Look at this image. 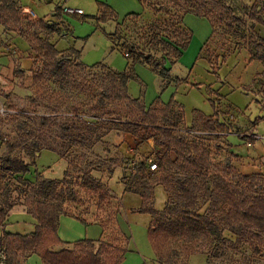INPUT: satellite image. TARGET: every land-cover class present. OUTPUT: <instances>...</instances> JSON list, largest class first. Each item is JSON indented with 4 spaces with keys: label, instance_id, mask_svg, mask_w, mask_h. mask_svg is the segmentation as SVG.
<instances>
[{
    "label": "rangeland",
    "instance_id": "rangeland-1",
    "mask_svg": "<svg viewBox=\"0 0 264 264\" xmlns=\"http://www.w3.org/2000/svg\"><path fill=\"white\" fill-rule=\"evenodd\" d=\"M102 1L113 5L118 17H110L106 21L92 17L97 12L98 0H68L69 6L82 8L84 15H69L73 30L70 23L65 22L61 28L65 37L58 34L62 40L59 43L55 40L57 34L49 35L55 44L58 43L60 49L73 44L82 49L81 58L87 66L85 69L73 70L78 76L77 81L54 77L44 71L40 73L44 57L34 48L38 42L36 35L45 33L37 30L33 21L40 16L47 19L55 17L50 14L51 9L56 5L61 6L64 0L36 3L31 0H17L21 20L15 23L14 29H5L0 24V105L7 108L11 105L16 111L9 115L0 114V131L5 139L20 141L15 154L26 158L30 163L33 160L30 150L37 151L40 146L54 149H46L41 153L42 148L37 154L36 165H31L28 173L16 175L9 170L4 172L12 188L22 184L19 178L23 175L31 180H35L40 173L50 177L66 176L70 183L58 187L63 188L61 193L64 198L59 195L56 197L63 200V206L68 213L86 221L106 223V233L96 245L102 249V256L109 264L110 259L121 257V252L115 247L126 246L128 241V237L118 226V213L120 224L130 237L124 264H164L157 260L155 249L148 237V227L153 216L148 212L135 210L143 202L140 195L142 187L131 180L138 162L144 160L147 167L145 177L154 189L152 205L159 210L163 209L172 193L166 189L170 182H164L163 177H169L171 172L165 167L160 169L158 165L153 170L147 166L149 158L158 163L162 145L147 137L144 129L130 132L118 128L127 117L124 112L129 111L125 100L111 97L101 106L97 97L101 87L109 81L107 72L110 67L114 70L129 69L131 55L127 51L130 44H137L140 50L152 53L156 58L165 54V51L151 48L149 39L153 30L151 26L168 16L160 13V18L156 17L153 7L155 3H161V0H149L145 6L139 0ZM225 1L245 22L240 34L216 21L212 33V23L206 16L184 13L181 23L186 25L192 36L180 58L166 63L169 67L168 73L161 75L149 64L137 62L134 64L135 77L129 81V92L133 96L141 97V101L148 106L156 98L163 101L173 98L177 108L183 106L185 115L178 131L191 138L201 137L208 145L214 161L211 173L218 167L217 163L238 170L240 157L230 155L225 131L246 135V138H241L239 143L232 145L243 154L256 153L258 148H263L258 146L264 141L255 140L256 136H264V62L251 56L248 41L252 28L264 36V25L250 15L254 11L251 5L256 0ZM258 2L259 13L264 16V0ZM27 6L37 14L36 17L24 12L23 9ZM166 7L170 15L176 8L182 15L183 10L172 2L166 3ZM129 11H142L143 15H126ZM178 22L180 21L176 20V24ZM72 33L75 36L73 39ZM166 55L169 57V54ZM95 62H103L109 68L91 66ZM70 69L72 72V64ZM93 108L96 113L91 111ZM196 110L218 117L228 128L217 130L222 133L204 130ZM76 113L84 122L75 117ZM23 114H26L28 121L20 128L18 122L26 118ZM42 117L48 119L45 124L42 123ZM75 121L79 122V127L74 130L65 131L59 125L61 122L71 124ZM33 139H38L37 147L33 144ZM249 140L252 141L251 145H247ZM5 149V142L0 140V154ZM57 154L62 158L58 159ZM226 157L231 163L225 164ZM65 167L67 175L63 173ZM110 168L114 169L113 173L109 171ZM84 170L91 171L105 187L93 189L85 186ZM225 178L233 182L237 179L234 175ZM72 189L78 200H71ZM12 194L16 196L18 192L13 189ZM209 206V202L200 196L198 211L209 212ZM15 207L26 209L21 203ZM216 213L222 214L221 211ZM74 216L64 214L61 217L59 234L63 238L73 241L99 236L101 225L88 224ZM18 217L20 216H13ZM19 220L9 226L21 231H29L34 227L32 223L25 221L30 220L29 218ZM223 235L230 234L224 231ZM48 236L49 233L43 235V243ZM214 237L211 233L203 234L191 242L182 237L169 247L179 251L178 264H264V243L252 239L238 244L231 235L226 242L219 239L216 244ZM184 242L193 244L196 250L188 255L181 248ZM255 245L260 251H255ZM51 246L59 249L72 245ZM208 256L212 257L211 262ZM27 264H42L40 256L33 254Z\"/></svg>",
    "mask_w": 264,
    "mask_h": 264
},
{
    "label": "trees",
    "instance_id": "trees-1",
    "mask_svg": "<svg viewBox=\"0 0 264 264\" xmlns=\"http://www.w3.org/2000/svg\"><path fill=\"white\" fill-rule=\"evenodd\" d=\"M45 1L52 2L54 0ZM139 1L143 6L147 5V2L149 3V0ZM169 2L181 8L182 15L177 8L171 11L174 15H170L169 9L166 7V3ZM259 3L256 0L251 5L254 11L252 10L250 15L258 23L264 25V16L259 13ZM97 5L98 11L91 15L97 20L106 21L110 17H118L116 10L106 1L98 0ZM153 8L157 13L156 17L160 18V13H165L168 16L151 26L153 30L149 39L151 48L165 51L162 57L156 58L152 53L140 50L137 44L132 43L127 51V54L131 55L129 69L114 70L103 62H95L91 66L100 65L109 68L107 72L109 81L101 87L97 101L101 106H104L107 98L125 100L128 106L126 108L129 111H125L124 115L129 119L126 117L118 125V128L130 132L144 129L147 137L153 138L156 144L162 145L157 165L160 169L165 167L173 173H170L169 177H166L167 175L163 177L164 182L172 184L166 188L172 193L161 210L152 205L154 189L145 177L147 167L144 160L138 162L136 172L131 176V180L139 183L142 187L140 195L143 202L135 210L148 212L153 216L148 227V237L155 249L157 260L164 264H178L179 251L169 246L173 242H178L182 237L191 242L203 234L211 233L215 236L213 241L216 244L219 239L226 242L228 238H231V235L234 236L238 244L252 239L264 243V173H243L239 166L238 170H235L222 163H217L218 167L211 173L214 161L208 145L203 142L201 137L191 138L178 131L185 115L182 105L177 108L173 98L168 101L156 98L148 106L141 101V97L133 96L129 92V81L135 77V63L149 64L161 75H166L169 70L166 63L168 61L175 62L180 58L192 36L186 25L181 23L184 13L191 12L206 16L212 23V33L215 29V21L225 24L231 30L234 29L237 34H240L245 22L225 0H161V3H155ZM63 13L65 12L62 6L56 5L53 13L54 18L39 17L33 21L37 30L45 33L36 35L38 42L34 48L44 57L40 73L44 71L54 77L72 78V81H77L78 76L73 70L75 68L85 69L87 66V63L81 58L82 49L74 45L60 49L52 38H49V35H60L62 32L63 26H60L59 20ZM128 14L143 15L142 12L137 11L127 12L126 15ZM20 20L21 12L17 0H0V24L5 29H14L15 23ZM176 20L180 22L176 24ZM252 29L248 36L251 56L264 62V36L254 28ZM166 54H169V57ZM9 107L12 108L11 105ZM91 111L96 113L95 108ZM195 112L200 118L204 130L217 131L228 128L224 121L212 114L207 115L199 110ZM75 115L78 120L84 122L82 117H78V113ZM23 116L26 117V114ZM27 121L26 117L18 122V126L22 128ZM47 121L46 117H42V123L45 124ZM77 123L79 122L75 121L71 124L61 122L59 125L65 131H70L79 127ZM240 137L246 138V135H240ZM250 139L253 140V137L250 136ZM0 140L6 144V149L0 154V224L5 225L9 211L18 203L24 204L25 210L35 219L34 229L27 233L4 231L0 236V251L3 249L6 252V259L3 263L25 264L27 257L36 253L40 256L42 264H109L102 256V249L96 245V242L102 240L101 238L85 237L74 241H65L58 234L60 215H72L64 208L63 200L56 197L59 195L64 198L61 193L63 188L58 189V187L61 184L70 183L66 176L52 178L40 173L35 180H31L23 175L19 178L22 184L12 188L4 171L9 170L11 174L16 175L30 172L31 165L37 163L38 152L45 146H40L37 151L30 150V155L33 156L30 163L26 158L15 154L16 148L21 144L19 140L5 139L1 131ZM32 142L36 147L39 145L38 139H33ZM228 144L230 155L238 157L239 155L230 149L229 142ZM76 145L75 147H77ZM48 148L52 149V147ZM225 162V164L231 163L228 157L225 158ZM147 166L149 167V164ZM109 171L113 173L114 169L110 168ZM65 174L67 175V170H65ZM83 174L85 186L93 189L105 187L104 183L93 176L91 171L84 170ZM229 175L236 176V181L227 180L225 176ZM13 189L18 192L16 196L12 194ZM70 194L71 200H78L73 189ZM23 195L24 199H22ZM200 196L209 202V212L198 211ZM51 198L53 200H49ZM217 211H221L222 214H217ZM79 219L86 222L82 218ZM100 223L106 229V223L104 221H100ZM224 231H228L230 235H223ZM45 233H49L50 236L46 237L47 239L43 243ZM65 243H70L72 246L59 249L51 246ZM254 247L256 252L260 251L257 245ZM181 248L188 255L196 250L193 244L185 242ZM115 249L121 252V257L110 259V264H122V258L127 249L125 246H116ZM210 256H208V260L212 261Z\"/></svg>",
    "mask_w": 264,
    "mask_h": 264
},
{
    "label": "crops",
    "instance_id": "crops-1",
    "mask_svg": "<svg viewBox=\"0 0 264 264\" xmlns=\"http://www.w3.org/2000/svg\"><path fill=\"white\" fill-rule=\"evenodd\" d=\"M65 2L63 3V4H66V5H68V0H64ZM31 2H33V3H36V2H45V0H31ZM52 2H55V0L54 1H52ZM107 2V1H106ZM108 3V2H107ZM63 4H61V6L63 5ZM110 4V3H109ZM111 5V4H110ZM142 5V4H141ZM112 7H113V5H111ZM143 6V5H142ZM28 7V6H27ZM30 8V7H29ZM55 8V7H54ZM114 8V7H113ZM31 9V8H30ZM115 9V8H114ZM51 11L52 12H50V14H53L54 13V9L52 10L51 9ZM97 11H98V7H97ZM116 12H117V10H116ZM130 12V11H129ZM137 12H142V11H137ZM84 13L85 12H83V13H74V15H77V16H81L82 17V15H84ZM96 13V12H95ZM94 13V14H95ZM49 14V15H50ZM142 14H143V12H142ZM37 15V14H36ZM69 15H72V14H70V13H63V16H62V18H60V26L62 27L63 26V24L66 22V23H70V21H72V19H71V17L69 16ZM41 17V16H40ZM42 17H44V16H42ZM54 18V17H53ZM120 18V17H119ZM69 27V26H68ZM70 28H72V25H71V23H70ZM72 30H73V28H72ZM59 35H56V41H58V43L60 42V41H62V40H60L59 39V37H58ZM61 36H64L65 37V33L63 34H60V37ZM73 38H75V36H74V34L72 33V39ZM57 43V44H58ZM56 44V45H57ZM74 45V44H73ZM81 56H82V53H81ZM226 132V133H225ZM224 132V134H226V138L228 139V142L230 143V149L232 150V151H234L235 153H237L238 155H239V157H240V160H239V168L241 169V171L243 172V173H264V141L260 144V146H258V147H262L263 146V148L261 149V148H256L257 149V151H256V153H246V154H243V153H240V152H238V151H236L234 148H233V144H236V143H239L242 139H241V137H240V135L239 134H237V133H235V132H233V131H231V130H229V131H225ZM218 133H222V131H219ZM258 134V133H257ZM258 135H260V134H258ZM259 139H264V136H262V134H261V136L260 137H258V136H256V138H255V140L256 141H258ZM246 140V139H245ZM254 142V141H253ZM46 149H50V150H53V149H51V148H46ZM46 149H42V151H41V153L43 152V150H46ZM54 151V150H53ZM57 158L58 159H61L62 157L59 155V154H57ZM65 170H66V167L63 169V173H65ZM47 177H50V176H47ZM52 178H60V177H52ZM125 188V187H124ZM142 199V198H141ZM18 212V213H17ZM15 215H17V216H20V217H18V218H13V216H15ZM64 214H61L60 215V219H59V225H58V234H59V231H60V226H61V217L63 216ZM70 214H68V216H69ZM21 216H23V217H21ZM72 216V215H71ZM24 218H29L30 220H25V221H28V222H30V223H32L34 226H35V219H34V217L30 214V213H28L25 209H23V208H21V207H15V208H13V209H11L10 211H9V213H8V216H7V220H6V223H5V225L4 226H2L1 224H0V236H2L3 235V233H4V231H8V232H12V233H15V232H20V233H27V232H29V231H31V230H33L34 229V227L32 228V229H30L29 231H21V230H14L15 228H12V227H10L9 225L10 224H12L13 222H19L20 220L19 219H24ZM119 219H120V213H118V226L122 229V231L124 232V234H126V236L128 237V241H129V236L127 235V232L123 229V227L121 226V224H120V221H119ZM88 224H90V223H95V224H99V225H101V223L100 222H98V221H93V222H90V221H86ZM101 227V231L99 232V236H97V237H94V238H102L104 235H105V233H106V229H104L103 228V226L101 225L100 226ZM59 236H60V238L61 239H63V240H65V241H72V240H66V238H63L62 236H61V234H59ZM74 241V240H73ZM128 241H126L127 243H128ZM127 243H126V252L129 250V246L127 245ZM65 244H70V243H65ZM0 249H1V246H0ZM126 252L124 253V256H123V258H122V264H124V259H125V256H126ZM33 254H35V253H33ZM33 254H31V255H29L28 257H27V259H26V261H25V264H27V261H28V259L33 255ZM189 260V259H188ZM211 262V261H210ZM215 263L217 262V260H215L214 261ZM213 263V262H212ZM4 264V263H3ZM214 264V263H213Z\"/></svg>",
    "mask_w": 264,
    "mask_h": 264
},
{
    "label": "built area",
    "instance_id": "built-area-1",
    "mask_svg": "<svg viewBox=\"0 0 264 264\" xmlns=\"http://www.w3.org/2000/svg\"><path fill=\"white\" fill-rule=\"evenodd\" d=\"M62 8H63V11L65 13H70V14H72V13H83V9L82 8H75V7L66 5V4L63 5ZM23 10H24L25 13H30L34 17L37 16L36 13L32 9H30L29 7H25ZM15 112L16 111L14 109L10 108V107L7 108L3 104L0 105V114L1 115H9V114L15 113ZM251 144H252V141H250V140L247 141V145H251ZM153 160H154L153 158H149V163H148L150 169H152V170L157 167V162H155ZM5 259H6V252L2 249L0 251V264H2L5 261Z\"/></svg>",
    "mask_w": 264,
    "mask_h": 264
}]
</instances>
